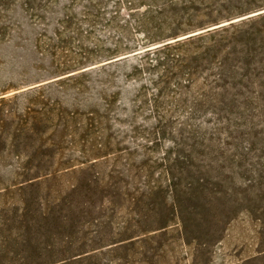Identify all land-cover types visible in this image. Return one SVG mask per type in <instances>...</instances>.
Wrapping results in <instances>:
<instances>
[{"label":"trees","instance_id":"trees-1","mask_svg":"<svg viewBox=\"0 0 264 264\" xmlns=\"http://www.w3.org/2000/svg\"><path fill=\"white\" fill-rule=\"evenodd\" d=\"M15 1L32 19L58 16L90 39L80 64L103 61L70 79L87 111L64 109L46 87L0 93V164L10 161L15 177L4 189L13 185L23 205L0 221V264H154L171 226L184 244L211 247L243 211L260 220L264 244V12L233 21L263 11L264 0L248 9L234 0H82L78 12L81 0L62 12L58 0ZM120 68L143 84L124 107ZM123 116L135 133L141 117L156 123L148 133L171 135L155 165L137 164L116 140L112 121ZM69 143L82 146V160L62 154Z\"/></svg>","mask_w":264,"mask_h":264},{"label":"rangeland","instance_id":"rangeland-1","mask_svg":"<svg viewBox=\"0 0 264 264\" xmlns=\"http://www.w3.org/2000/svg\"><path fill=\"white\" fill-rule=\"evenodd\" d=\"M65 1L58 0L57 5L53 4L54 10L62 12ZM254 1L258 2V0H234L232 7L248 9ZM16 3L15 0H0V93L10 95L31 88L46 87L45 93L51 101H60L64 109L87 111L89 106L76 104V92L69 84L73 83L70 79L77 76L79 72L103 61H94L93 57L92 62L85 65L79 63L85 55V50L93 47L92 41L76 36L73 33L74 26H62L58 22V16L51 18L48 15L47 19L42 21L32 19ZM80 4H83L82 0L73 11H80ZM261 12L264 10H251L234 16L233 21ZM223 22L229 23V20L226 19ZM127 71L120 68L116 73L118 87L115 91L122 93V104L118 105L123 107L124 105L129 106L130 99L143 85L139 84V81L127 78L125 76ZM56 84H61V86H55ZM93 97L95 99L91 100L95 101L97 94L94 92L90 98ZM81 103H86V101L82 100ZM20 106L25 107L22 103ZM120 118L123 119V123L119 124L114 119L112 121L115 124L116 140L121 141L123 147L128 146L135 153L137 164L145 165L147 168L155 165L154 161H160L165 151L171 146V135L154 136L153 133H148L153 131L156 123L152 119L141 117L136 123L141 127L140 132L135 133L130 129L127 117ZM52 131V127L48 128L47 134L51 135ZM79 140L80 137L76 136L74 141ZM152 140L157 143L152 144ZM138 144L141 147L137 146ZM145 144H149L151 149L143 148L142 145ZM80 150L82 146L69 143L62 150V154H74L75 158L80 159L82 154ZM81 162L75 161L73 165H76V168L87 167V164ZM10 163L9 161L0 164V190L3 193L2 196L0 195V221L7 218L16 219L15 211L23 206L19 200V192L15 191L13 185L10 187L13 191L4 189L10 186V182L15 179L14 168L10 166ZM152 169L155 177L158 178L162 169L158 165ZM64 179L68 182L67 177ZM16 222H10V224L14 223L10 225L13 231L18 226ZM1 228L4 226L0 225V236L8 233L7 229L1 230ZM177 228L173 225L169 229L170 245L162 249V247L158 248L159 244H154L155 252L164 255L157 261L155 259L154 264H264V255L260 252L264 249L262 225L255 215L247 211L239 213L228 225L224 238L211 247L184 244L178 237Z\"/></svg>","mask_w":264,"mask_h":264},{"label":"water","instance_id":"water-1","mask_svg":"<svg viewBox=\"0 0 264 264\" xmlns=\"http://www.w3.org/2000/svg\"><path fill=\"white\" fill-rule=\"evenodd\" d=\"M255 15H257V14H255Z\"/></svg>","mask_w":264,"mask_h":264}]
</instances>
